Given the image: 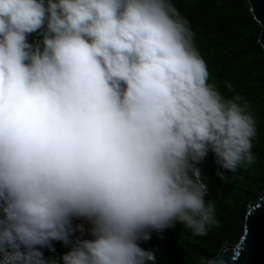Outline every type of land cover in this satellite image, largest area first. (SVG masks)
<instances>
[{"label":"clouds","instance_id":"obj_1","mask_svg":"<svg viewBox=\"0 0 264 264\" xmlns=\"http://www.w3.org/2000/svg\"><path fill=\"white\" fill-rule=\"evenodd\" d=\"M194 36L173 0H0L3 264H148L152 231L217 223L197 165L252 169L257 128Z\"/></svg>","mask_w":264,"mask_h":264},{"label":"trees","instance_id":"obj_2","mask_svg":"<svg viewBox=\"0 0 264 264\" xmlns=\"http://www.w3.org/2000/svg\"><path fill=\"white\" fill-rule=\"evenodd\" d=\"M195 32L194 43L209 70V82L225 95L239 93L250 102L257 133L253 152L257 162L252 169L240 168L235 173L223 170L213 153L198 165V179L205 186L206 200L215 205L217 223L207 234L198 236L179 222L151 238L139 241L150 249L155 259L148 264H198L202 257H213L227 245H234L243 232L246 207L264 187V52L258 43L259 25L253 19L246 0H173ZM29 35V42L40 40ZM232 84V92L225 85ZM222 173V175L220 174ZM72 237H85L89 224L73 219ZM44 248L49 264H60L68 247L53 241ZM3 264V253H0Z\"/></svg>","mask_w":264,"mask_h":264},{"label":"water","instance_id":"obj_3","mask_svg":"<svg viewBox=\"0 0 264 264\" xmlns=\"http://www.w3.org/2000/svg\"><path fill=\"white\" fill-rule=\"evenodd\" d=\"M259 25L258 43L264 52V0H246ZM222 264H264V187L248 202L239 240L220 249L213 257Z\"/></svg>","mask_w":264,"mask_h":264},{"label":"rangeland","instance_id":"obj_4","mask_svg":"<svg viewBox=\"0 0 264 264\" xmlns=\"http://www.w3.org/2000/svg\"><path fill=\"white\" fill-rule=\"evenodd\" d=\"M227 246H231V245H227ZM224 247H226V246H224ZM224 247H223V248H224Z\"/></svg>","mask_w":264,"mask_h":264}]
</instances>
